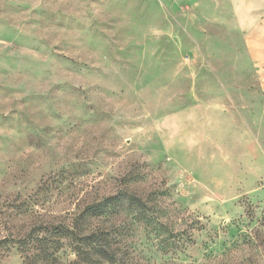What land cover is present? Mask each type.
I'll list each match as a JSON object with an SVG mask.
<instances>
[{
  "label": "rangeland",
  "instance_id": "obj_1",
  "mask_svg": "<svg viewBox=\"0 0 264 264\" xmlns=\"http://www.w3.org/2000/svg\"><path fill=\"white\" fill-rule=\"evenodd\" d=\"M237 1L0 0V264L108 196L120 264H264V0Z\"/></svg>",
  "mask_w": 264,
  "mask_h": 264
},
{
  "label": "trees",
  "instance_id": "obj_2",
  "mask_svg": "<svg viewBox=\"0 0 264 264\" xmlns=\"http://www.w3.org/2000/svg\"><path fill=\"white\" fill-rule=\"evenodd\" d=\"M126 197V196H124ZM121 202L117 196H108L90 203L69 223L57 226H34L13 242L22 255V264H120L115 238L102 229L89 227L91 219H98ZM126 205L144 212L145 204L130 195ZM91 228V229H90ZM72 255V259L68 257Z\"/></svg>",
  "mask_w": 264,
  "mask_h": 264
},
{
  "label": "crops",
  "instance_id": "obj_3",
  "mask_svg": "<svg viewBox=\"0 0 264 264\" xmlns=\"http://www.w3.org/2000/svg\"><path fill=\"white\" fill-rule=\"evenodd\" d=\"M232 2L234 3V5H235L236 3H238V1H237V0H232Z\"/></svg>",
  "mask_w": 264,
  "mask_h": 264
}]
</instances>
